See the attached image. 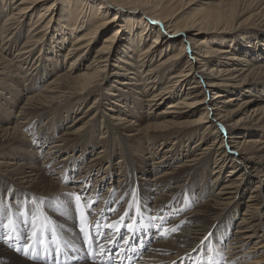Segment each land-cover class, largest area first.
I'll use <instances>...</instances> for the list:
<instances>
[{
  "label": "bare ground",
  "instance_id": "bare-ground-1",
  "mask_svg": "<svg viewBox=\"0 0 264 264\" xmlns=\"http://www.w3.org/2000/svg\"><path fill=\"white\" fill-rule=\"evenodd\" d=\"M262 51L264 0H0V215L13 222L0 226V258L53 264L59 245L77 249L68 264H105L79 229L95 240L99 225L92 248L115 253L126 230L105 225L131 203L130 264H264V138L237 133L257 113L264 128ZM82 191L79 203L65 195ZM24 213L50 230L37 259L23 250ZM149 215L166 217L167 233Z\"/></svg>",
  "mask_w": 264,
  "mask_h": 264
},
{
  "label": "snow or ice",
  "instance_id": "snow-or-ice-1",
  "mask_svg": "<svg viewBox=\"0 0 264 264\" xmlns=\"http://www.w3.org/2000/svg\"><path fill=\"white\" fill-rule=\"evenodd\" d=\"M65 195H67L69 198H74L75 201L79 203L82 200V198L85 197L86 194L82 191L78 193H67ZM144 211L145 209H143L142 207L139 208L140 213H143ZM22 215L24 216L23 223L28 225L31 228V232L25 237L27 243L23 245V250L25 251L26 255L32 254L34 259L40 258V253L38 251H35L36 245L37 244L43 245L44 243L43 239L41 238V231L43 230V232L47 233L50 230L47 229L43 223L38 225L36 222L37 221L36 217H33L31 221H29V219L27 218V213H24ZM136 215H137V207H134L133 204L130 203L128 209H126L124 214L120 216V219L118 222L119 227L117 226V222L107 223L105 225L107 229L114 231L116 234H119L122 231V229L126 230V235L122 238V243L124 247H121L115 253H113V250L110 246L100 247L99 252H97L94 248H92L93 243H96L98 245V241L100 238V226L99 225L95 226V229H96L95 231L96 239L95 240L93 239V235L90 234L88 230H86L84 227H81L79 231L82 233L84 237V243L88 245L89 248L92 249L91 251H89L88 257L95 259L97 256H99L101 261L103 262V258L106 254H114L118 257L119 264H123L124 259H130V257H125L123 253L128 250V247L132 244V241L135 238L136 232L139 231V228L136 225ZM80 217H81V223H83V219H84L83 212L80 213ZM143 218L144 217L141 216V219ZM148 219L150 221V226H152L155 229L154 234L167 233L168 229L165 226L166 220H167L166 217L162 215L159 217H152L151 215H149ZM156 219H159L160 221L159 224L152 223ZM126 221H130V222H126ZM12 224H13L12 220L9 219L8 224L0 225V226L7 228ZM147 226L149 225H143V224L140 225V227H147ZM15 232H16V228L13 226L12 233H15ZM213 237H214V233L210 232L205 237V242L211 241ZM7 239L9 240L12 239V234H9ZM55 239L56 238L53 235L52 240L54 243H55ZM113 243H115L114 240L109 241V245ZM203 243L204 242H202V244ZM132 250L134 251L135 249L133 248ZM68 251H70L71 253H75L77 249L75 247L68 246L66 250V249H62L61 247H59V245H57L53 253H51L54 255L53 264H68L69 259H72V260L81 259L80 257H75L74 255L68 256ZM48 254L50 253L46 251L45 256H47ZM193 264H195V262H193ZM209 264H211V260L209 261Z\"/></svg>",
  "mask_w": 264,
  "mask_h": 264
},
{
  "label": "rangeland",
  "instance_id": "rangeland-1",
  "mask_svg": "<svg viewBox=\"0 0 264 264\" xmlns=\"http://www.w3.org/2000/svg\"><path fill=\"white\" fill-rule=\"evenodd\" d=\"M38 15V14H37ZM238 33H240V32H238ZM238 36H240V35H238ZM263 36V35H262ZM251 38L252 37H254L253 39H255V34H253L252 36H250ZM104 38V37H103ZM233 45H235V43H233ZM251 48V47H250ZM240 50V49H239ZM62 52H65V51H62ZM15 53V52H14ZM262 54H263V51H262ZM118 54H116V56H117ZM264 55V54H263ZM115 63V61H112V66L110 67V69H109V71H108V73L111 75L112 74V68H114L113 67V64ZM112 77V76H111ZM109 82V81H108ZM253 86H255V84H252ZM260 90H264V82L262 81V82H260ZM108 86H109V83H108ZM113 88V87H112ZM243 88H246V89H248L247 87H243ZM123 90H127L126 88H124ZM251 93H253V95L251 96H246V95H244V97H246V98H251V99H253L255 96H254V94H255V92L253 91V92H251ZM262 93L264 94V91H262ZM257 94H259V93H256V95ZM132 95H134V93L132 94ZM212 95H213V92L211 91L210 93H208V97H212ZM230 95H231V93H227L226 94V96H225V99H227L228 97H230ZM25 97V95H23L22 96V98H24ZM93 101V97L91 98H89L88 99V101H87V103L85 104V106L80 110L81 112H83V110L87 107V105L88 104H90L91 102ZM258 102L254 105V107L256 108L257 106H259V105H263L264 104V97L262 98V99H258L257 100ZM237 102V101H236ZM126 104H124V105H122L123 107L125 106ZM138 105H139V103H138ZM166 106V104L165 105H162V106H159L157 109H156V111H152V114L153 113H157V112H159L161 109H163L164 107ZM232 106H234V108H237V106L235 105V103H234V105H232ZM3 109V107H1V111H3L2 110ZM143 109L144 110H142V112H143V114L142 115H145V114H148L147 112H148V110L150 111V109H149V107H143ZM15 112V113H14ZM13 113H12V115H11V119H14V120H17V119H19V118H17L18 116H19V114L20 113H17L16 111H14ZM251 114H252V111H251ZM198 115V114H197ZM197 115H195L194 114V116H192V117H188V118H191V119H194L195 117H197ZM237 117L239 118V117H241L242 115H244V112L243 111H241V112H238L237 114ZM257 115H258V113L257 114H253L252 115V118H250V120H248V119H246V118H244L243 120H241V121H239L238 122V126H240L239 128H238V131H237V133L239 134V135H241V137H243L244 136V138H246V139H260V138H264V128L263 127H261L260 125H259V122L260 121H252L253 119H255V118H257ZM48 116L49 115H45L43 118H44V120L43 119H41L39 122H38V125L36 126V125H34L35 126V128H37L39 125H41V124H45L43 121H45L46 120V118H48ZM20 117V116H19ZM248 118V117H247ZM70 121H68L66 124H68ZM250 122H252L251 124H250ZM245 124V125H244ZM204 128H205V125L204 124H202V126L200 127V132L202 133V131L204 130ZM37 129H39V128H37ZM214 130H211V132H213ZM96 133H98V132H96ZM213 134H215V133H212V135ZM98 135H100V133H98ZM206 137H208V134L206 133V134H204ZM29 138V137H28ZM198 141V138H194V140H192V141H190V143L188 144V147H186V149L185 150H189V152H191L192 150L190 149L191 147H193V145H194V143H196ZM211 143V139H208L207 141H206V145H208V144H210ZM205 144H203L204 146H206ZM203 146V147H204ZM31 150V148H28V147H24V152L23 151H18V153H21V152H23V153H25V151H30ZM156 150V149H155ZM89 158V157H88ZM87 158V159H88ZM117 160V159H116ZM116 160H114L115 162H116ZM225 175L227 176L228 175V172L226 171L225 172ZM72 184L70 183V184H68V187L67 188H70V186H71ZM12 198L13 197H11V196H7V199L10 201V200H12ZM83 199V198H82ZM245 199H247V197H245L244 198V200H243V202L245 201ZM83 200H85V198L83 199ZM61 201H62V199H59V204H56L57 205V207L58 208H61V207H66V203H61ZM28 205H26L25 206V208H24V210L25 209H29V210H35V208L37 207V205H32L31 206V208L30 207H28ZM9 212V211H8ZM7 212V213H8ZM10 214V213H9ZM9 214L7 215V214H2V215H0V225L1 224H3L1 221H3V218H5L4 219V221L6 220V218H8L9 217ZM58 214H59V217L61 216V211L59 210V212H58ZM236 218V217H235ZM75 227H76V225H75ZM3 228L4 227H2V230H3ZM58 230H59V228H58ZM62 234V235H61ZM60 235L62 236V238H63V242H61V244L62 245H64L65 246V244L67 245V244H69L70 242H73V240H69V239H67V237H66V235H65V232H63L62 230H61V232H60ZM64 236V237H63ZM22 242H23V244H25V240L24 239H22L21 240ZM26 243H27V241H26ZM23 254V250H18L17 251V254L16 253H14V255L11 257V261H13V260H15V259H18L19 258V256H23L22 255ZM6 262H8V260H6ZM6 262L4 261V260H2L1 258H0V264H6Z\"/></svg>",
  "mask_w": 264,
  "mask_h": 264
}]
</instances>
